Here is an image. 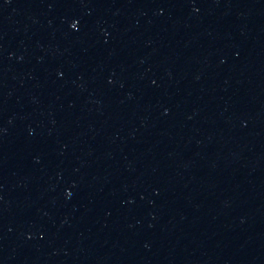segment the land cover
<instances>
[{
    "label": "water",
    "instance_id": "95a60500",
    "mask_svg": "<svg viewBox=\"0 0 264 264\" xmlns=\"http://www.w3.org/2000/svg\"><path fill=\"white\" fill-rule=\"evenodd\" d=\"M0 264H264V0H0Z\"/></svg>",
    "mask_w": 264,
    "mask_h": 264
}]
</instances>
